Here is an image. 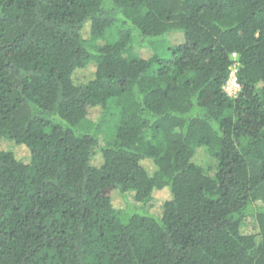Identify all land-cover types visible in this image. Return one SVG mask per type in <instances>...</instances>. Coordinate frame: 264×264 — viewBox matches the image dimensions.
<instances>
[{"label":"trees","instance_id":"1","mask_svg":"<svg viewBox=\"0 0 264 264\" xmlns=\"http://www.w3.org/2000/svg\"><path fill=\"white\" fill-rule=\"evenodd\" d=\"M0 264H264V0H0Z\"/></svg>","mask_w":264,"mask_h":264},{"label":"rangeland","instance_id":"2","mask_svg":"<svg viewBox=\"0 0 264 264\" xmlns=\"http://www.w3.org/2000/svg\"><path fill=\"white\" fill-rule=\"evenodd\" d=\"M116 28H114L115 30ZM183 41V37L181 34H169L168 36L165 37V39L162 41L163 42V45L165 47H161L159 49V51L163 54V55H167L168 51V46H171V45H176V44H179ZM135 45V44H134ZM135 49V52H137L139 50V52L141 53V55H145V56H149L150 53H151V50H147V49H139L137 48V46L135 45L134 47ZM138 53V52H137ZM93 64H96L95 61L92 62ZM92 125L94 127H96V129L98 130V137H99V140H100V144H104L106 143V141L108 140H111L113 137H114V133H115V120H114V117L113 116H109L108 117V121L105 122V123H102V124H97L96 122L97 121H91ZM28 156H29V153L28 151L22 147L20 148L19 151H17V157L18 158H21V159H24V160H27L28 159ZM134 193L131 192L128 194L127 198H126V201L123 202V203H120L121 204V207L122 208H125L126 209H129V207H135V206H138L139 204L135 201L134 199ZM168 196V193L163 191H158L155 193V196H154V199L152 200V202H149L147 205H146V211H152L153 209V206L155 205H159L161 204L162 200H164L165 198H167Z\"/></svg>","mask_w":264,"mask_h":264},{"label":"built area","instance_id":"3","mask_svg":"<svg viewBox=\"0 0 264 264\" xmlns=\"http://www.w3.org/2000/svg\"><path fill=\"white\" fill-rule=\"evenodd\" d=\"M233 56H236V53H233ZM237 68H238V63H234L232 66L230 76L224 85L225 91L230 96L237 95L241 89V85H240V83L238 81V77H237Z\"/></svg>","mask_w":264,"mask_h":264}]
</instances>
